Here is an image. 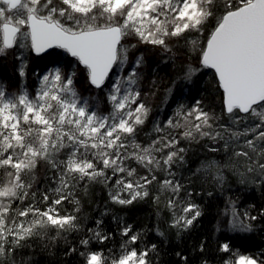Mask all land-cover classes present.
I'll use <instances>...</instances> for the list:
<instances>
[{
    "label": "snow or ice",
    "instance_id": "snow-or-ice-1",
    "mask_svg": "<svg viewBox=\"0 0 264 264\" xmlns=\"http://www.w3.org/2000/svg\"><path fill=\"white\" fill-rule=\"evenodd\" d=\"M206 29L208 35L201 44L192 34L202 35ZM131 37L140 44L159 47L162 63L175 61L176 53L167 43L171 38L183 37L191 50L198 48L200 63L214 69L218 76L229 123L215 127L219 117L202 108L200 101L190 108L181 104L163 126L159 121L154 123L156 139L147 146L137 143L136 129L144 125L151 107L145 103L148 93L141 99L143 76L138 70L144 64V53L134 55L129 63V55L137 47L129 42ZM17 46L37 55L49 49L69 53L110 110L100 111L99 96L84 97L77 91L74 68L67 74L62 66L34 73L37 86L35 94H30L23 83L26 58L18 57L21 62L17 72L22 78L19 91L8 92L0 83V169L4 170L0 176V255L11 252V245H19L22 240L46 235L41 230L48 226L57 229V235L60 230L77 229L75 215L60 216L55 208L65 200L78 204L72 197L73 181L102 177L106 183L111 179L106 170L112 169V176L125 174L115 181L117 191L110 193L113 201L124 205L147 197L148 185L156 180L152 173L161 168V162L172 176L174 158L183 159L185 149L177 148L181 139L191 141L199 136L222 140L225 150L232 148L234 158L244 157L241 167L247 173L256 171L264 178V163L260 162L264 158V0H0V55ZM125 67L127 75H121ZM114 69L118 78L110 79ZM196 71L189 65L179 74L180 79L190 81ZM242 121L245 126L241 131ZM249 135L252 138H247ZM64 148L70 149L67 158L56 160ZM165 149L166 155L158 159L155 153ZM129 159L145 167L151 178L126 179L136 171L125 166L124 161ZM41 160L59 170L60 182L52 190V204L44 211L34 204L23 210L13 209L12 203L23 202L32 186L25 184L22 175L31 173ZM202 169H215V179L223 181L218 162L208 161ZM181 187L171 179L161 184L162 189L177 196ZM122 192H127L129 198H122ZM42 199L49 200L48 192L42 194ZM175 203L169 199V208ZM181 211L180 215L174 214L173 227L186 229L201 215L199 206L192 203H185ZM30 213L32 219L17 222L16 216L28 217ZM231 227L250 230V225L235 213ZM130 231V226L124 228L123 235L128 236ZM94 235L101 241L108 239L98 231ZM138 238L133 234L129 242L134 244ZM82 243L87 245L88 241ZM123 247V254L111 264H148L146 250L138 254L134 248ZM221 250L228 252V244L224 243ZM82 255L86 256V264H105L102 253ZM234 264H258V260L240 255Z\"/></svg>",
    "mask_w": 264,
    "mask_h": 264
},
{
    "label": "trees",
    "instance_id": "trees-1",
    "mask_svg": "<svg viewBox=\"0 0 264 264\" xmlns=\"http://www.w3.org/2000/svg\"><path fill=\"white\" fill-rule=\"evenodd\" d=\"M188 35L185 33V36ZM207 35V29L200 35L202 44ZM192 36L195 37L197 34L193 33ZM167 43L176 53L174 62L169 60L167 63H162L164 57L159 47L139 42L135 43L137 47L129 55V63H131L134 55L144 53V64L138 70L143 76L140 81L141 99H144L145 93H148L145 103L151 107V112L144 125L136 129L135 140L142 146L156 139L158 134L153 130L154 123L159 121L163 126L166 118L172 116L174 112L172 106L176 102L200 100V103L209 105L218 113L220 123L216 125L217 127L229 123L228 116L223 111V93L215 73L206 68L202 73H194L190 81L181 80L179 74L182 70H186L189 66L188 61L191 62L195 54L183 37L171 38ZM54 52L66 58L69 67L67 65L62 67L65 74L75 64L74 83L77 91L84 97H92L94 93H99L100 111H109L102 94L88 84L82 66L78 65L69 53L63 49H52L46 54L39 55L41 63L47 64ZM12 58L0 56V83L6 85L8 92H18L22 78L19 77L17 64ZM127 72L128 68L125 67L122 75H127ZM26 73L23 83L30 94L34 95L37 86L34 69H28ZM167 100H169L168 104ZM244 126L245 123L242 121L239 130L242 131ZM247 138L252 137L249 135ZM243 139L242 137L241 143ZM180 147L185 149L181 154L183 159L176 158L170 169L173 173L170 178L182 185L178 196L161 188L164 170L152 173L156 176V180L148 185L147 197L138 198L131 204L124 205L113 201L110 195L117 191L114 187L115 181L124 173L112 176V169H107L106 175L111 179L106 183L102 177L92 181L87 179L73 181L75 187L72 189V197L78 201V204L65 200L55 208L60 216L75 215L77 229L60 230V234L57 235L58 230L48 226L41 230L46 232V235L32 236L20 241L19 245H11L13 248L11 252L0 255V264H86V256L82 253L92 252L102 253L105 264H111L113 259L123 254L125 245L128 250L136 249L138 254L146 250L148 264H234L240 255L251 256L258 260V264L264 261V178L256 171L247 173L246 169L241 167L244 157L234 158L232 148L225 150L222 140L213 141L208 137L198 136L191 141L181 139L177 145V148ZM213 148L219 151H211ZM69 151L68 148L62 149L55 159L65 160ZM208 161L218 162L223 175L222 182H217L215 179V169L210 171L202 169V164ZM260 162L264 163V158ZM125 164L128 162L125 161ZM132 169L136 171L133 177L128 178L135 180L144 175L136 163H133ZM3 172L4 170L0 169V176ZM240 172L244 175H240ZM22 179L25 184L30 183L32 186L28 189L29 195L23 202L15 200L18 206L24 209L34 204L41 211L46 210L52 204L54 195L52 190L60 182L59 170L53 168L47 161L41 160L31 173L22 175ZM45 192L49 194L47 202L42 199V194ZM157 196L158 200L155 199ZM169 199H174L176 202L172 208L168 206ZM15 202L12 203V208ZM185 203L198 205L201 215L186 229L180 226L173 227L174 214H182L181 209ZM77 207L79 211H75ZM233 213L249 224L250 230L233 229L231 227ZM10 215L12 216L13 213ZM188 215L190 216L191 213ZM252 216L256 219L251 220ZM16 218L18 221H28L32 219V214L30 213L28 217L16 216ZM98 221H100L99 225ZM129 226L131 231L128 236L123 235V229ZM97 231L108 239L101 241L94 235ZM133 234H138L139 237L134 244L129 242V237ZM84 240L88 241L87 245L82 243ZM224 243L229 246L228 252L221 250ZM152 245H155V248H152Z\"/></svg>",
    "mask_w": 264,
    "mask_h": 264
},
{
    "label": "rangeland",
    "instance_id": "rangeland-1",
    "mask_svg": "<svg viewBox=\"0 0 264 264\" xmlns=\"http://www.w3.org/2000/svg\"><path fill=\"white\" fill-rule=\"evenodd\" d=\"M196 38H198L199 39V41L201 42V44H202V38L200 37V35L197 37V36H195ZM133 39H135V41H133ZM130 43H137L138 42V40H137V38H135V37H132L131 39H130V41H129ZM170 45V44H169ZM171 46V45H170ZM161 50V49H160ZM174 51V50H173ZM194 52V54H195V58H193L192 59V61L191 62H189L188 61V63H189V65L191 66V67H193V68H195V69H197V71L195 72V73H202L203 71H204V69H206L207 67H204L201 63H200V61H199V49L197 48L195 51H193ZM43 55V54H42ZM170 55V54H169ZM0 56H2V55H0ZM4 56H11V57H13L12 58V60L13 61H15L16 62V64H17V68H18V66H19V64H20V59L18 58V57H24V58H26L25 59V63H26V65H27V67H26V71L28 70V69H34V73L35 74H41L42 72H44L45 70H47V69H50V68H53V67H55V66H62L63 68L65 67V65H67L68 67H69V64L67 63V60H66V58L64 57V56H61L59 53H56V52H54L53 54H52V57H51V60H49V61H47V64L45 63V62H42L41 63V60H40V58H39V55H36L33 51H31L30 49H28V48H23V49H21L19 46H17V47H15V48H13V49H9V50H7L6 51V54L4 55ZM49 63V64H48ZM71 68H74V69H76V67H75V64H73L72 66H71ZM209 69V68H208ZM211 70V69H210ZM115 72H116V70L114 69V71H113V73H111V75L109 76V78L110 79H117L118 77L115 75ZM124 72V71H123ZM123 72L121 73V75L123 74ZM37 75H35L36 76V80H37ZM208 76V75H207ZM193 77V76H192ZM23 81H25V79L23 80ZM218 82V81H217ZM219 85V84H218ZM220 87V86H219ZM221 89V88H220ZM222 91V90H221ZM223 93V92H222ZM99 94V93H98ZM98 94L97 93H94V95H92V96H98ZM223 95V94H222ZM169 97H170V94H169V96H167V98L169 99ZM197 101H200V100H194V101H190V100H187V101H180V102H176V103H174V105L172 106V111H175L176 110V108L179 106V105H181V104H183L186 108H190V107H193V106H195L196 105V102ZM168 102H169V100H167L166 101V103L168 104ZM200 106L202 107V108H204L206 111H211V112H213V113H215V115L216 116H218V113L213 109V108H210L209 107V105H207V104H202V103H200ZM168 111H170L169 109H168ZM171 112V111H170ZM174 113V112H173ZM240 114H242V113H240ZM242 115H246V114H242ZM220 123V120H218V121H216L215 122V124H214V126L215 127H217L218 126V124ZM217 125V126H216ZM147 146V145H146ZM67 149V148H66ZM130 151H131V149H130ZM167 151H168V149H165L164 150V152L163 153H155V155H156V157L158 158V159H160L163 155H166V153H167ZM60 153H58L57 155H59ZM65 158H67V155H66V157ZM176 158H174V160H175ZM131 160V161H130ZM173 160V161H174ZM127 162H128V164H125V161H124V164H125V166L126 167H128V168H132L133 167V163H136V166H139L140 168H141V171L144 173V175L143 176H148V170L145 168V167H143L141 164H139L135 159L133 160V159H129V160H126ZM130 161V162H129ZM172 166V165H171ZM164 170V178H163V181L165 180V179H171L172 180V178H170V176H169V174H168V171L169 170H166L165 168H164V166H163V163L161 162V168L160 169H155L154 171H153V173L154 172H156V171H158V172H160V171H163ZM171 171V170H170ZM122 176H125V174L124 175H122ZM150 176V175H149ZM126 179H130V178H128V177H126ZM162 181V182H163ZM175 181V180H174ZM167 190V189H166ZM121 197L122 198H125V199H127V198H129V196H128V193L127 192H122L121 193ZM15 202V201H14ZM12 206V205H11ZM16 208H19L20 210H23V209H21L20 208V206H18V202H15V206L13 207V209H16ZM47 209V208H46ZM57 210V209H56ZM57 212H58V210H57ZM11 213V212H10ZM10 213H9V218H11L12 216L10 215ZM59 213V212H58ZM16 218V217H15ZM16 220H17V222L19 223L20 221H18V219L16 218ZM11 238V237H10Z\"/></svg>",
    "mask_w": 264,
    "mask_h": 264
},
{
    "label": "water",
    "instance_id": "water-1",
    "mask_svg": "<svg viewBox=\"0 0 264 264\" xmlns=\"http://www.w3.org/2000/svg\"><path fill=\"white\" fill-rule=\"evenodd\" d=\"M52 49H49V50H47L46 52H44V53H41V54H39V55H42V54H46V53H48L49 51H51ZM37 55V54H36ZM210 69V68H209ZM214 73H215V70L214 69H211ZM111 75V73L109 74V76ZM215 76H216V78H217V81H218V76H217V74L215 73ZM221 88V87H220ZM221 90H222V88H221ZM222 92H223V90H222Z\"/></svg>",
    "mask_w": 264,
    "mask_h": 264
}]
</instances>
